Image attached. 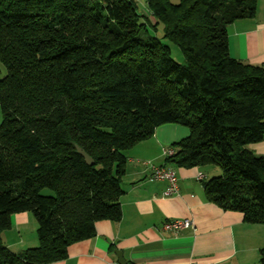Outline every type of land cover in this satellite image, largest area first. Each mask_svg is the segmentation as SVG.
<instances>
[{
    "label": "trees",
    "instance_id": "obj_1",
    "mask_svg": "<svg viewBox=\"0 0 264 264\" xmlns=\"http://www.w3.org/2000/svg\"><path fill=\"white\" fill-rule=\"evenodd\" d=\"M144 7L151 20L136 0H0V234L28 212L38 240L15 254L0 239V264L64 260L96 222L119 221L125 153L164 124L188 130L166 163L219 168L206 201L264 224V158L249 149L264 140V64L232 59L226 40L255 0Z\"/></svg>",
    "mask_w": 264,
    "mask_h": 264
},
{
    "label": "crops",
    "instance_id": "obj_2",
    "mask_svg": "<svg viewBox=\"0 0 264 264\" xmlns=\"http://www.w3.org/2000/svg\"><path fill=\"white\" fill-rule=\"evenodd\" d=\"M142 13L151 20L145 7ZM226 40L232 59L264 64V0H255L252 18L227 26ZM3 75L0 68V77ZM187 136L185 127L164 124L127 150L120 182V220L96 222L94 237L70 245L64 260L50 264H260L264 224L245 223L240 213L222 211L207 202L202 188L207 179L201 169L174 168L166 163L162 150ZM249 149L264 158V140ZM150 166L175 171L176 195L162 196L166 183L148 180ZM198 173L201 180L196 179ZM183 219L192 226L177 232L163 228L168 221ZM9 223L0 234L8 250L17 254L38 245L37 225L30 213L11 214Z\"/></svg>",
    "mask_w": 264,
    "mask_h": 264
},
{
    "label": "built area",
    "instance_id": "obj_3",
    "mask_svg": "<svg viewBox=\"0 0 264 264\" xmlns=\"http://www.w3.org/2000/svg\"><path fill=\"white\" fill-rule=\"evenodd\" d=\"M162 155L169 157L173 155L171 148H164ZM202 174L198 173L196 176L197 180L202 179ZM149 181H161L166 183V187L162 194L163 197H171L176 195L178 192V178L176 177L175 171L171 167L166 166H150ZM192 226V222L188 219L183 220H171L163 225L164 229L177 232L182 229H186Z\"/></svg>",
    "mask_w": 264,
    "mask_h": 264
},
{
    "label": "rangeland",
    "instance_id": "obj_4",
    "mask_svg": "<svg viewBox=\"0 0 264 264\" xmlns=\"http://www.w3.org/2000/svg\"><path fill=\"white\" fill-rule=\"evenodd\" d=\"M177 3V2H175ZM136 4H138V12L140 13L142 11V7H144V0H136ZM150 34L156 38H158V40L160 41V43L162 45H167L169 50H170V57L171 59L178 63V64H182L183 63V55L180 52V50L178 49V47L176 45H174L173 43L167 41L166 39H162V26L161 24H158L156 26V30L153 31L152 29L150 30ZM0 68L3 70L2 65H0ZM201 172H203V174L205 175L206 179L212 178V177H217L221 175V171L219 168L217 167H206L201 169ZM45 193L48 195H51L50 191L45 190Z\"/></svg>",
    "mask_w": 264,
    "mask_h": 264
},
{
    "label": "water",
    "instance_id": "obj_5",
    "mask_svg": "<svg viewBox=\"0 0 264 264\" xmlns=\"http://www.w3.org/2000/svg\"><path fill=\"white\" fill-rule=\"evenodd\" d=\"M77 153L84 159V161L88 164L91 165L92 164V160L90 159V157L84 152L82 151L80 148H76ZM120 258V254L118 256ZM121 262V261H120ZM122 263V262H121ZM122 264H125L124 262Z\"/></svg>",
    "mask_w": 264,
    "mask_h": 264
}]
</instances>
